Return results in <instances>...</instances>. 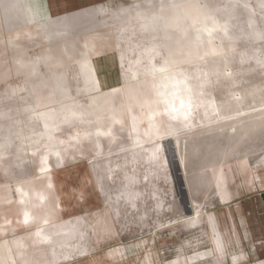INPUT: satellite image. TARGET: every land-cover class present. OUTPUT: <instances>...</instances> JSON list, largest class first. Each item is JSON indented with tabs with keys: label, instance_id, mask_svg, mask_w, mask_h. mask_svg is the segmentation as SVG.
Listing matches in <instances>:
<instances>
[{
	"label": "rangeland",
	"instance_id": "374dc122",
	"mask_svg": "<svg viewBox=\"0 0 264 264\" xmlns=\"http://www.w3.org/2000/svg\"><path fill=\"white\" fill-rule=\"evenodd\" d=\"M181 1L197 7L200 20L183 37L164 18ZM95 6L91 17L67 19L60 35L50 29L46 37L22 43L39 58L43 39L66 38L68 45L74 40L71 54H65L70 59L84 47L79 40L84 32L103 28L85 35L105 46L94 53L97 73L84 79L80 66L70 63L69 79L43 81L65 87L61 101L32 112L36 97L30 92L38 76L17 93L10 92L22 83L14 63L13 74L0 79V242L27 229L81 228L74 246L61 252L80 259L78 250L91 235L88 264H107L105 254L112 249L119 256L109 264H179L183 256L189 263L201 259L191 264H222L227 256L213 242L221 232L220 217L226 215L229 237L241 251L245 246L233 227L236 204L264 203V0H109ZM20 18L13 7L3 11L0 61L13 62L16 46L9 33L22 24ZM172 58L185 60L176 63L186 66L193 86L194 123L182 114L176 121L166 111L156 119L150 113L159 103L164 107L163 92L176 85L165 73ZM154 65L158 74L152 82L145 78ZM135 74L143 80L130 85ZM71 108L80 114L63 113ZM130 109L142 118L139 139L170 130L175 136L164 137L161 146L132 150L138 140L129 132ZM231 117L236 120L224 122ZM111 122L115 137L109 134ZM55 131L63 138L54 139ZM252 250V261L242 256L241 264H264L256 245Z\"/></svg>",
	"mask_w": 264,
	"mask_h": 264
},
{
	"label": "crops",
	"instance_id": "0c3cea01",
	"mask_svg": "<svg viewBox=\"0 0 264 264\" xmlns=\"http://www.w3.org/2000/svg\"><path fill=\"white\" fill-rule=\"evenodd\" d=\"M104 3H109V0H0V47L2 49L3 40L5 38L3 11L8 7L15 8L21 17L19 21L22 22L20 26L12 30L13 32L9 33L10 40L14 46H16V49L13 62L9 63L4 59L0 61V66H2L4 70V73L0 75V79H5L13 74L11 64L14 63L16 68L21 71L19 77L22 83L13 86L10 92L17 93L19 87L22 88L24 84L26 85V82L28 84L29 81H32L33 77L38 76L36 81L40 82L35 85L33 84L34 87L30 92L36 97L35 102L31 103L32 112L38 111L39 107H43L46 104H54L61 101L65 97V92L62 90L65 88L63 85L61 86L60 83H54L55 85H53V83H51V89V86L45 85L46 83L43 81L51 82L69 79L66 72L68 64L73 63L74 65H79L80 69L84 72V79L86 75L97 73L95 67L92 66L94 65L93 63H95L93 58L94 53H96L98 49L102 50L105 46H103V44L97 45L96 43L98 41L88 40L85 38V35L89 32L103 30V28L97 27L93 30L84 32L79 37L84 47L80 48V54L70 59L67 58L65 54H71L74 40L68 45L65 43L66 38L55 42H48V40L43 39L40 45L42 56H39V58L31 57L29 46L22 43H27L26 40L32 36L42 37L45 34L43 37H46V33L49 32L50 29H55V35H60L62 33L61 30L67 25V19L73 23L80 22L84 14H88L87 17H91L95 14L98 8L95 5ZM73 10L76 11L68 13L66 18H55L51 23L45 22L49 16ZM92 45L96 47V50L92 49ZM63 47H65L64 50ZM53 57L54 59H52ZM102 57V61L104 62L106 57L105 55ZM24 59H27L30 63L28 64ZM41 64L45 65L47 71H44V67ZM33 72H35V74L31 75ZM28 111H30V109H28ZM261 186H264V184H261ZM235 208L239 210L237 213H234L235 222L233 227L235 228V232L240 233L238 239L243 242L245 248L241 251L238 250L237 240L234 237H229L231 225L227 221L226 215H222L219 219V229L221 232L219 233V237L216 236L213 239V242L217 246V250H223V258L227 256L222 264H241L240 257L242 256H248V260L252 261V246L255 245L258 248L259 255L264 256V203L262 201H256L254 204L253 201H240L236 204ZM80 232H82L81 228L73 232H67L63 228L53 232L41 227L37 229H27L26 231L12 236L5 242H0V264H57L59 261L61 262L58 264H88L87 262L91 261L89 257V259H87L92 249V242L88 243L91 235L86 239L84 249L78 250V252L81 251L80 254H82L80 259L76 260L72 258L73 254L71 251L65 252L63 255L61 252L63 246L65 248L74 246L75 240H73V238L76 234H80ZM100 237L101 235L98 234L97 239L99 241ZM105 256V261L109 264L116 263L117 260L114 256H119V254L115 255L112 249L110 253L108 251ZM109 256H112V259H109ZM229 256L231 257L230 259L228 258ZM66 258H71L72 260L65 261ZM206 258L207 257H202L203 260ZM199 261H201V259L191 263ZM178 262L179 264H191L188 258L184 256L182 258L180 257ZM89 264H91V262H89Z\"/></svg>",
	"mask_w": 264,
	"mask_h": 264
},
{
	"label": "bare ground",
	"instance_id": "6f19581e",
	"mask_svg": "<svg viewBox=\"0 0 264 264\" xmlns=\"http://www.w3.org/2000/svg\"><path fill=\"white\" fill-rule=\"evenodd\" d=\"M196 8L197 7H193L192 5L187 3L186 1H181V2L175 3L173 5L172 11L167 13V15L164 17L165 23L167 24V28L179 30L178 32H180L182 34V37L188 36L189 33H188L187 29L189 27H191L193 29L195 27V25L200 21L199 16L196 14V11H198V10H196ZM160 11H162V10H160ZM189 30H190V28H189ZM195 44H197V42ZM92 47H94V45H92ZM105 57H106V60L109 59V52L105 55ZM119 57L121 58L122 62H124L125 55L123 52L121 54H119ZM189 59H192V57H190ZM24 60H26L28 64L30 63V61H28L27 59H24ZM24 60H23V62H24ZM172 60H173V62L170 60L171 63H170V67H169L170 68L169 71L171 70V73L169 74L168 70L165 71V73L167 74L166 76L169 75L168 78H170V79L175 78V80H176L175 84L176 85L174 87H171L168 91L163 92V98H161V100L164 99V100H166L164 103L167 102L166 104H164V107H162V105L159 103L158 106L150 109V113L152 114V117H154L153 119H156V117H158V116L164 117L165 116L164 111H166L167 115H169V116L172 115L174 117V120H176V121L183 119V118L178 117L180 114H182L184 119L186 120L185 122H193L194 123V120H195L194 119V113H195L196 107L198 105H197V102L195 101L193 86H192L191 80L188 79V72L186 71V68H185L186 66L184 64H181V63L180 64L176 63V62H184L185 60L180 59L178 61H175L173 58H172ZM190 62H193V61L190 60ZM168 65L169 64H167V67H168ZM139 67H142V66L138 65L135 68H133V66H132L131 69L135 70V69H138ZM165 67H166V65H165ZM154 68H155V65L152 67L150 66V69H149L150 74L145 79H148L149 81L155 82V78H157L158 73L156 71H154ZM25 77H26V74H25ZM133 78H134V80L130 83V85L138 84L141 80H143L142 78L139 79L138 74H135L133 76ZM158 92L161 93V90L159 89ZM187 109H189V113H188ZM258 111L259 110L256 109L255 111H253V113H256ZM80 112H81V109H79V108H71L70 110H64L63 111V113L65 115L69 114V113H74V114L79 113L80 114ZM128 112L130 113V119H131L129 132L133 136V138H136L138 140L137 142L132 143L133 145H135V148L132 150H136L138 148H143V147L145 148L149 145H152L155 142H157L158 145L161 146L160 143L162 142V145H163L164 137L173 136V135L175 136V132L170 130L165 134L152 136V137L147 138V139H142V138L139 139L138 136L140 135V133H142L141 132L142 131V126H141L142 118L133 109L128 110ZM243 112L246 113V111H243ZM133 117H135L136 119ZM231 120H236V119L234 117H231V118H227V120L224 122H228ZM172 123H173V121H172ZM114 124L115 123L111 122L109 125V134L112 135L113 137H115L117 134V132H116L117 129H113ZM95 130L99 133L103 129L100 126H96ZM58 133H61V131H55L54 132V135H55L54 139L59 138V137L63 138L61 136L62 133L61 134H58ZM169 134H171V135H169ZM169 138H172V137H169ZM98 143H99V141H98ZM99 145H100V143H99Z\"/></svg>",
	"mask_w": 264,
	"mask_h": 264
},
{
	"label": "water",
	"instance_id": "95a60500",
	"mask_svg": "<svg viewBox=\"0 0 264 264\" xmlns=\"http://www.w3.org/2000/svg\"><path fill=\"white\" fill-rule=\"evenodd\" d=\"M187 204L189 205V200H187Z\"/></svg>",
	"mask_w": 264,
	"mask_h": 264
}]
</instances>
